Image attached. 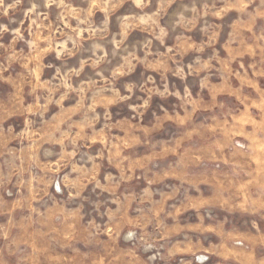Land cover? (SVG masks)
I'll return each mask as SVG.
<instances>
[{"label": "rangeland", "instance_id": "obj_1", "mask_svg": "<svg viewBox=\"0 0 264 264\" xmlns=\"http://www.w3.org/2000/svg\"><path fill=\"white\" fill-rule=\"evenodd\" d=\"M0 264H264V0H0Z\"/></svg>", "mask_w": 264, "mask_h": 264}]
</instances>
